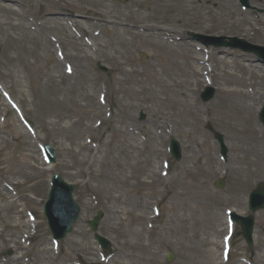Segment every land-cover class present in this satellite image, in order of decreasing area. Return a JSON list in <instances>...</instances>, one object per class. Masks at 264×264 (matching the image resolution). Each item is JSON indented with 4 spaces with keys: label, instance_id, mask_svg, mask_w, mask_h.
<instances>
[{
    "label": "rangeland",
    "instance_id": "374dc122",
    "mask_svg": "<svg viewBox=\"0 0 264 264\" xmlns=\"http://www.w3.org/2000/svg\"><path fill=\"white\" fill-rule=\"evenodd\" d=\"M250 1L264 9V0ZM32 20L44 31L24 37L19 25L34 27ZM141 25L168 30L181 40L159 46L139 30ZM189 32L237 35L264 45V13L242 10L236 0H0V82L32 129L21 125L0 95V264H105L102 259L110 257L108 264H264V209L255 214L252 251L238 233L227 254L222 245L226 210L246 214L248 192L264 182V127L258 119L264 64L250 53L206 47ZM49 33L61 41L66 59ZM174 50L180 57L171 65ZM67 61L73 72L66 77ZM209 63L216 68L211 77H202L200 69ZM183 68L189 71L184 77ZM241 74L244 86L258 84L261 93L253 102L250 154L242 160L245 186L233 176L241 158L238 140L218 110L227 106L225 89L243 88L227 80ZM208 81L215 95L202 102L199 94ZM174 101L195 104L200 117L190 119ZM213 131L224 136L226 163L218 156ZM170 135L180 143V160L168 154ZM44 143L56 150L54 164L42 158L39 144ZM54 172L78 184L74 196L81 206L56 253L42 215ZM220 178L224 187L216 189L213 182ZM134 201L142 208H134ZM24 208L35 215V228L17 225L27 222ZM96 210L104 211L98 232L111 242L106 252L86 224ZM132 212L142 217L135 221ZM141 228L139 238L127 234ZM138 239L149 247H137ZM42 248L47 250L40 254ZM169 251L173 258L167 262Z\"/></svg>",
    "mask_w": 264,
    "mask_h": 264
},
{
    "label": "bare ground",
    "instance_id": "6f19581e",
    "mask_svg": "<svg viewBox=\"0 0 264 264\" xmlns=\"http://www.w3.org/2000/svg\"><path fill=\"white\" fill-rule=\"evenodd\" d=\"M67 3L71 4L70 2H67ZM35 24L36 25L34 27H32L31 25H27V24L19 25V29H21V32L24 33V35H23L24 37H28V36L29 37H31V36L36 37L37 35L43 33L44 27H42V24L39 22L35 23ZM139 28L143 29V30H145V29L149 30L150 29V27L147 25H141ZM31 30H33V33L31 32ZM156 30H158V29H156ZM56 31L57 30H55V32ZM49 35L55 36L56 34L49 33L46 35L47 38L51 37ZM168 37H169V34L164 32V31H161V33L155 32L153 43L160 44L159 46H162L161 44H163V46H166L165 43L166 42L168 43ZM54 40L58 42L59 48L62 49V47L60 46L61 42L59 40H57L56 38H54ZM170 54H171V56H173V58L170 60V61H172L170 64L173 65V62H175V61L177 62V58L180 57L179 56L180 53H179V51L174 50L173 52H170ZM69 60L72 61L74 59H73V57H71V58H69ZM210 68H211L210 72H212L214 66L211 65ZM246 69H247L246 67L242 68V71H244V70L246 71ZM200 70H202V69H200ZM160 72H161V74L166 75V73L163 70H160ZM188 72H189L188 68L187 69L183 68L182 70H180V74L183 77ZM69 75H70L69 72L66 71L65 76L67 77ZM243 77H244L243 74H241L240 76H237V77L231 75V77L227 79L229 81V83L231 82L232 85L235 84V86H237V87L242 86L243 88L234 89L232 87L231 89H225L223 91V93L225 94V96L227 98V106L224 110H220V109H218V110H219L221 116L225 115V117H226L225 119H227V121H229V123L231 124V128L233 129V132H234V136L238 140L237 143H239V144L237 146V150L240 152L241 158L239 160H237V166L233 170L234 171L233 176L235 178H237L238 181H236V182H238V183L240 182L239 184H241L242 186H245L247 184V178L243 172H245L246 169L243 167V161L242 160H244L246 158V156L250 154V150L248 148L247 141H248V138L254 136L255 131H256V121L253 117L252 107L250 106L249 102H250L252 97H255L256 95L260 94V91H259L260 87L257 84H250V85L247 84L244 86L245 83H244ZM177 85H180V83H177ZM119 90L120 89H118V91ZM100 91H101L100 87L96 86V93H99ZM252 92H253V96H252ZM166 102L170 103L169 100H166ZM174 102H175V104H172V105L179 106V108L182 110L183 114L188 116L190 119L200 117V114H199L198 110L196 109L197 106L195 104H187L186 102L180 103L178 101H174ZM119 114H121V113H119ZM123 124H125V123L123 122ZM126 131H127V127H125V129H124L125 133H126ZM148 152L154 154L157 151L155 152V150L151 149ZM130 167H131V169H133V166H130ZM131 177H133V175ZM139 181H140L139 179H136V178L134 179V182L139 183ZM13 199L14 198L10 199V203L13 201ZM135 207L137 209L142 208L141 203L134 201V208ZM23 212L25 214V209ZM132 214H133V220H135V221L142 217L138 212H132ZM31 223H32V219L29 218V220H27V222H25V223L21 222L17 225L25 227L27 225L29 226ZM15 226H16V224H15ZM143 230H144L143 228H141V230H135L134 229V230H131L127 234H130L132 236L139 238L140 234L142 233ZM0 236H1V233H0ZM138 240H139V243H138L137 247H140L143 250H145L149 247L148 244H144L140 239H138ZM16 247H18V245H16ZM46 250H47L46 248H42L40 251V254H41V252L45 253ZM126 257L130 258L131 255L128 254ZM43 258H45V257L43 256ZM46 260H49V257H46ZM108 263H109L108 261L105 262V264H108ZM126 264H131V263H130V261H127Z\"/></svg>",
    "mask_w": 264,
    "mask_h": 264
},
{
    "label": "water",
    "instance_id": "95a60500",
    "mask_svg": "<svg viewBox=\"0 0 264 264\" xmlns=\"http://www.w3.org/2000/svg\"><path fill=\"white\" fill-rule=\"evenodd\" d=\"M123 1V0H121ZM221 42L219 44L224 45V46H231V47H237V45L234 43L236 41L235 39H228V41H225L224 38H221ZM250 50V49H248ZM252 51L256 52L258 55L261 53L258 52V50H253ZM212 95V91L210 92H204L202 94L204 99L210 98ZM260 119L264 123V109L260 112ZM216 137L218 139H221V135L216 134ZM175 154H179L178 147L176 145L175 149ZM55 180L53 187L51 191L49 192L48 195V200L44 206V212L45 215L48 217L50 221V226L52 228H56L59 224L58 222H63L64 224V230L63 233L66 231H69L71 229V226L73 222L75 221L77 215H78V206L76 203L72 200L71 193L74 190L75 186L74 185H68L64 183L63 179L59 174L55 175ZM218 186H221V183H217ZM254 200H257L256 203L251 205L252 210L257 209L258 207H263L264 206V185L259 184L256 190L254 191ZM101 213L98 212L97 217L93 220L90 221L91 227L95 228L98 224V218L100 217ZM238 223L241 224L243 234L249 243L251 245L250 239H249V232L245 233L246 226L251 225L252 223V217L249 216L246 219H238Z\"/></svg>",
    "mask_w": 264,
    "mask_h": 264
}]
</instances>
